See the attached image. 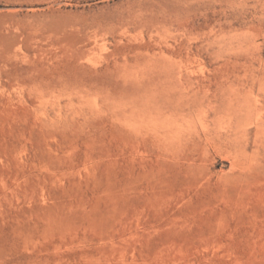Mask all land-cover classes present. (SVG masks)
I'll return each mask as SVG.
<instances>
[{"label":"rangeland","instance_id":"1","mask_svg":"<svg viewBox=\"0 0 264 264\" xmlns=\"http://www.w3.org/2000/svg\"><path fill=\"white\" fill-rule=\"evenodd\" d=\"M0 264H264V0H0Z\"/></svg>","mask_w":264,"mask_h":264},{"label":"bare ground","instance_id":"2","mask_svg":"<svg viewBox=\"0 0 264 264\" xmlns=\"http://www.w3.org/2000/svg\"><path fill=\"white\" fill-rule=\"evenodd\" d=\"M251 96H255L254 93H250Z\"/></svg>","mask_w":264,"mask_h":264}]
</instances>
